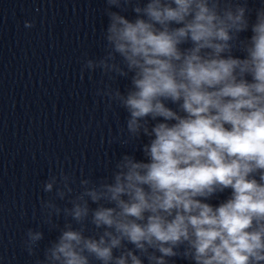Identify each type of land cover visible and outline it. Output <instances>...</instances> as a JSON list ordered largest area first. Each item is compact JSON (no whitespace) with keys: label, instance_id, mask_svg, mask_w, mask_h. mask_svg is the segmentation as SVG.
Returning <instances> with one entry per match:
<instances>
[{"label":"clouds","instance_id":"obj_1","mask_svg":"<svg viewBox=\"0 0 264 264\" xmlns=\"http://www.w3.org/2000/svg\"><path fill=\"white\" fill-rule=\"evenodd\" d=\"M105 2L106 54L84 67L130 76L105 94L128 114L123 143L147 138L144 159L124 154L74 196L72 177L50 175L43 190L72 206L42 201L44 223L79 227L65 223L37 264H264V3ZM43 239L27 230L30 256Z\"/></svg>","mask_w":264,"mask_h":264}]
</instances>
